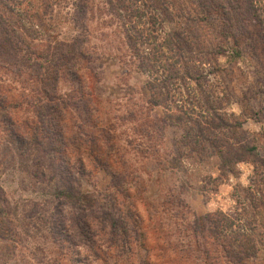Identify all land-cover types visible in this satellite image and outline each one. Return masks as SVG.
Wrapping results in <instances>:
<instances>
[{
  "label": "rangeland",
  "instance_id": "1",
  "mask_svg": "<svg viewBox=\"0 0 264 264\" xmlns=\"http://www.w3.org/2000/svg\"><path fill=\"white\" fill-rule=\"evenodd\" d=\"M3 1L9 26L45 55L42 63L60 58L58 41H73L84 52L59 70L55 103L63 99L68 111L62 108L64 122L50 123L49 133L63 139L58 164L68 167L81 156L86 171L77 177L98 212L105 207L130 229L129 245L111 226L101 230L93 215L102 243L97 262L200 264L179 233L196 215L223 211L243 217L257 240L251 264H264V24L244 20L246 34L235 42L224 37L220 16L207 13L209 0ZM254 2L264 20V0ZM134 29L144 37H129L137 35ZM26 79L0 67V80L13 86L10 94L32 99L19 114L33 117L41 92ZM10 126L0 122V195L17 207L16 232L1 234L0 264H80L88 250L59 243L63 235L51 231L61 209L68 217L80 210L61 205L59 173L50 179L51 171L34 161L45 157L41 152L22 154L6 132ZM53 127L63 129L62 138ZM72 137L77 147L68 149ZM246 144L256 150L245 152ZM240 153L243 161L224 163Z\"/></svg>",
  "mask_w": 264,
  "mask_h": 264
},
{
  "label": "trees",
  "instance_id": "2",
  "mask_svg": "<svg viewBox=\"0 0 264 264\" xmlns=\"http://www.w3.org/2000/svg\"><path fill=\"white\" fill-rule=\"evenodd\" d=\"M0 4L6 8L9 7V3H4L3 0H0ZM208 5H210V8H208ZM208 5L205 4L208 14L213 10V13L220 16L221 31L224 32V37H231L235 42H240L241 38L246 34V29H240L244 20L254 17L256 21L264 24L263 16L259 13L260 8L255 4L254 0H209ZM136 15L138 16V14ZM152 17V20L156 19L155 15ZM10 24L11 21L0 11V67L13 69L18 75L28 74L29 80L26 79L24 82L31 84L32 79H34V83L41 93L38 100L33 101L35 115L33 117L32 113L30 115H21L19 112L25 104L23 102L27 100V104L32 106V99L29 100L27 96L23 95H20L19 98L14 97L10 94L13 86L6 88L4 82L0 80V122L11 123V126L6 128V132L10 133L16 148L22 154H27L29 158L32 157V150H35L42 153L38 154L39 156L45 155L42 158H34V161L51 171L50 179H54L56 172L59 173L60 178L56 180L55 192L61 205L66 203L69 205L70 203V208H78L80 210L75 217H68L65 212L66 209H61L57 217H52L51 231L55 229V234L63 235L61 239L56 237L58 242L63 244L67 242L71 245L84 247L85 251L88 250L87 253H83L80 256V264H99L97 258L100 257L99 247H101L102 243L99 236L100 232L95 231L92 225L93 215L96 220H100L101 230L111 226L113 233L120 236L121 240L129 245L132 240L130 229L120 215H115L105 207L102 208L101 213L98 212L95 205L92 204V196L83 190L77 177L86 171L81 156L76 159L75 163L70 161L68 167L60 164V162L58 164L57 162L62 158V145L59 147L57 144H62L63 139L58 140L51 137L49 133L50 123L64 122L65 112L62 111V108L66 110L68 105L63 99L55 103V98L58 97L56 94L60 80L59 70L62 66L66 67L73 64L74 59L83 57L84 52L76 50L73 41H58L59 44H57L56 49L60 52L58 54H61L60 58L52 61L46 57L45 63H42L44 59L41 60L42 62L39 59H42L45 55L33 51L31 42L26 43L27 39L23 35L17 34L15 28L9 26ZM134 30L137 35L131 33L129 37H134L135 39L144 37L141 29H139L140 31ZM147 39L149 40V37ZM164 44L158 43L157 45L163 46ZM166 46L169 48L170 45ZM176 47L180 48L178 44ZM170 48L173 47L170 46ZM236 52H240L239 47L236 48ZM32 53L35 54V59H33L34 66L32 65ZM178 55L182 56V53H178ZM150 61L151 58L147 56L142 63L149 65ZM49 63H53V66L58 68L53 69ZM24 67L28 69L27 73L23 69ZM51 102L54 105H51ZM155 102V104H158L157 99ZM94 109L99 114L98 109ZM91 112H93V109H91ZM32 123H37L36 127H32ZM53 128L57 130L56 127ZM100 131H102L101 128ZM55 133H58L59 138L63 137V129L61 127ZM73 138L68 139L67 144H65L68 149H73L74 145L77 147L76 140ZM92 139L94 140V138ZM90 141L92 142V140ZM241 147L245 149V152L256 150L255 146H249L248 144ZM51 151L53 154H51ZM244 159L245 155L243 153L234 154L232 157L224 159V163L239 162ZM1 166L2 162L0 161V168ZM74 181H77V184H74ZM6 201L4 194L3 196L0 195V236L2 234L4 237L16 232V225H13L12 215L17 213V207L15 209L9 208ZM28 217L31 218L32 216L29 215ZM44 217L47 221L48 217ZM190 223L185 226L184 230L181 231L183 233H179V235H183L181 245L184 246V249L193 251L196 262L200 264H216L217 260L223 259L226 264H251L256 258L258 253L257 240L252 234L248 233L242 216L233 217L223 211L208 212L196 215ZM185 236H189L190 241L183 239ZM193 240L194 244H191Z\"/></svg>",
  "mask_w": 264,
  "mask_h": 264
}]
</instances>
